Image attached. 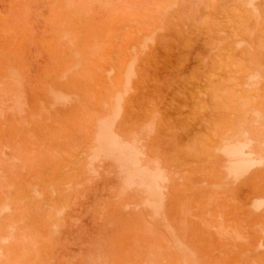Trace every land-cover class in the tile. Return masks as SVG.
Listing matches in <instances>:
<instances>
[{
    "label": "rangeland",
    "instance_id": "obj_1",
    "mask_svg": "<svg viewBox=\"0 0 264 264\" xmlns=\"http://www.w3.org/2000/svg\"><path fill=\"white\" fill-rule=\"evenodd\" d=\"M0 264H264V0H0Z\"/></svg>",
    "mask_w": 264,
    "mask_h": 264
},
{
    "label": "bare ground",
    "instance_id": "obj_2",
    "mask_svg": "<svg viewBox=\"0 0 264 264\" xmlns=\"http://www.w3.org/2000/svg\"><path fill=\"white\" fill-rule=\"evenodd\" d=\"M16 80H17V79H16ZM244 149H245V148H244ZM238 150L241 151V149H238ZM236 151H237V150H236ZM236 151H235V152H236ZM235 152H234V153H235ZM237 153H238V152H236L235 154H237ZM239 153H240V152H239ZM123 155H124V154H123ZM237 156H238V155H236L235 157H237ZM131 162H132V161H131ZM132 164H133V163H131V165H130V163H129V166H133ZM136 165H137V164H136ZM144 176H145V174H144ZM144 176H142V177H144ZM146 176H147V178H150V177H148V176H150V175H146ZM146 176H145V178H146ZM140 178H141V177H140ZM141 180H144V179L141 178ZM144 181H145V180H144ZM141 182H142V181H141ZM144 183H145V182H144ZM154 183H155V182H154ZM152 184H153V183H152ZM145 185H146V184H145ZM147 185H148V184H147ZM147 185H146V186H147ZM149 185H150V184H149ZM154 190H155V189H154Z\"/></svg>",
    "mask_w": 264,
    "mask_h": 264
}]
</instances>
